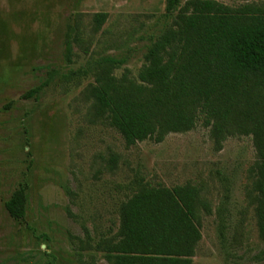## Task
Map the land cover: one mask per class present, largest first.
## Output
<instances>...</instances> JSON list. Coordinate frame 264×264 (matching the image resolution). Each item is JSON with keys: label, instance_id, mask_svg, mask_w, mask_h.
Instances as JSON below:
<instances>
[{"label": "rangeland", "instance_id": "obj_1", "mask_svg": "<svg viewBox=\"0 0 264 264\" xmlns=\"http://www.w3.org/2000/svg\"><path fill=\"white\" fill-rule=\"evenodd\" d=\"M186 0H181V4ZM230 6L264 0H217ZM166 0H0V264H107L102 242L118 230L120 209L147 185H195L201 240L193 264H264L250 136L218 147L201 121L126 146L97 114L88 88L110 56L130 76L169 28ZM96 13H106L95 28ZM71 44L67 57L66 42ZM49 83L36 97L29 89ZM27 185L23 219L4 202Z\"/></svg>", "mask_w": 264, "mask_h": 264}, {"label": "trees", "instance_id": "obj_2", "mask_svg": "<svg viewBox=\"0 0 264 264\" xmlns=\"http://www.w3.org/2000/svg\"><path fill=\"white\" fill-rule=\"evenodd\" d=\"M165 10L175 13L172 24L146 49L137 77L128 69L114 75L113 67L123 60L108 56L88 96L126 146L162 142L199 121L218 147L229 137L250 136L256 152L250 170L256 226L264 240V2L166 0ZM106 16L95 14L96 29ZM66 51L69 57V40ZM48 75L22 97H36ZM26 206L27 185L21 184L4 208L20 220ZM200 206L210 213L193 184L143 187L121 206L117 232L102 242L103 257L112 264H193L201 240Z\"/></svg>", "mask_w": 264, "mask_h": 264}, {"label": "crops", "instance_id": "obj_3", "mask_svg": "<svg viewBox=\"0 0 264 264\" xmlns=\"http://www.w3.org/2000/svg\"><path fill=\"white\" fill-rule=\"evenodd\" d=\"M119 239H120V237H118L117 240H119ZM103 258H104V257H103ZM193 258H194V257H193ZM104 260L106 261L107 264H112V262L107 261L105 258H104Z\"/></svg>", "mask_w": 264, "mask_h": 264}]
</instances>
